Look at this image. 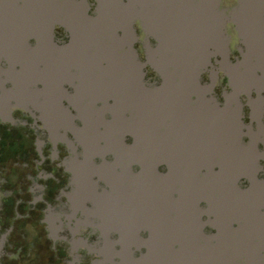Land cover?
Instances as JSON below:
<instances>
[{
  "label": "water",
  "instance_id": "1",
  "mask_svg": "<svg viewBox=\"0 0 264 264\" xmlns=\"http://www.w3.org/2000/svg\"><path fill=\"white\" fill-rule=\"evenodd\" d=\"M58 26L64 38L56 36ZM8 47L23 62L58 55L70 63L66 99L41 111L74 153L72 137L89 159L103 161L99 174L126 182L131 138L155 144L156 160L166 141L170 172L184 189L226 191L213 215L218 234L205 236L203 247L199 237L195 252L139 260L118 252L107 232L113 212L130 203L104 201L98 209L107 233L97 264H264V199L244 195L264 189V0L227 8L223 0H0V59ZM180 150L182 156L171 153ZM134 159L148 168V157ZM170 206L186 218L196 208L190 200ZM252 218L256 235L244 228ZM5 245L0 233V264Z\"/></svg>",
  "mask_w": 264,
  "mask_h": 264
},
{
  "label": "flooded vegetation",
  "instance_id": "2",
  "mask_svg": "<svg viewBox=\"0 0 264 264\" xmlns=\"http://www.w3.org/2000/svg\"><path fill=\"white\" fill-rule=\"evenodd\" d=\"M234 2L223 0V7ZM55 31L58 38L65 37L62 27ZM140 38L137 48L145 59L141 31ZM4 50L0 59V233L6 235V245L1 264H97L103 260L107 232L118 252L123 249L136 260L142 255L195 252L199 237L203 247L205 236L218 234L220 226L213 215L220 210L216 205L226 203L225 190L201 184L184 189L170 172L166 141L158 145L163 152L156 160L155 144L131 138V172L126 182L108 171L99 174L103 161L89 159L85 147L72 137L78 149L74 153L70 144L51 133L41 111L66 99L65 93L71 90L70 63L58 55L48 60L34 56L23 62L13 54L16 49ZM223 87L226 78L220 80L218 91ZM171 153L184 154L181 150ZM134 157H148V168ZM112 158L109 153L105 161ZM244 195L264 199V189ZM188 200L196 206L188 212L189 218L182 216V209L178 214L170 206ZM104 201L130 203L118 210L126 219L113 212L107 232L98 209ZM195 214L202 220H196ZM252 219L244 228L256 235L258 224Z\"/></svg>",
  "mask_w": 264,
  "mask_h": 264
}]
</instances>
